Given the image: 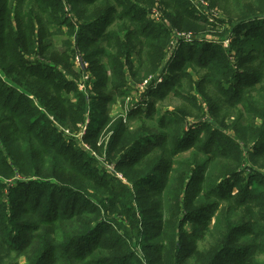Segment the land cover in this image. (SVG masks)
Here are the masks:
<instances>
[{
    "label": "trees",
    "instance_id": "1",
    "mask_svg": "<svg viewBox=\"0 0 264 264\" xmlns=\"http://www.w3.org/2000/svg\"><path fill=\"white\" fill-rule=\"evenodd\" d=\"M20 1L23 3L29 1L33 8L40 12L48 13L52 9L55 13L60 10L59 6L62 8L64 5L72 6L76 0L64 2L61 0ZM177 5L179 9L184 8L178 12L182 13L180 16L181 26H195L200 23V19L201 21L206 19L198 14L197 9L191 5L189 0H178ZM128 11L134 16L130 19L132 24L140 31H144L143 35H150L149 41L160 37L166 40L171 35L172 29L169 25L156 34L155 31L149 30L148 24H142L141 27L139 23H136V19H140L147 13L143 7L131 4ZM34 14L36 17L37 14ZM80 21L81 18L73 19L70 22L67 20L68 28L79 29L84 36L91 30ZM177 23L173 22L172 24L176 26ZM13 27L14 22L9 20L6 28H3L0 38V58L5 53V57L10 59V65L5 66V63L3 65L7 78L13 84L27 90L31 96L40 92L42 95L44 93V95L50 96L47 94L48 90L49 93H55L53 100L59 101L61 104L67 102L63 94H71L73 89L76 93V87L72 86V82L56 81L47 73L36 72L35 63L26 58L22 35H19V31ZM238 28L244 32L247 30L241 25ZM254 30H256L255 27L249 30V33ZM111 37V35L108 37L105 35L103 40H108ZM115 39L119 40V36L115 35ZM251 40L248 39L247 44L253 42L251 46L254 52H261L264 38L253 37ZM77 41L80 44L81 38ZM83 41L90 43L93 39ZM108 42L111 45V41L108 40ZM123 46L125 47L124 63H126L131 53L130 41H126ZM146 48L149 49L150 46L148 45ZM157 49L159 51V48ZM144 54L146 55L145 68L150 67L149 73L159 71L164 57L163 52L159 54L157 60L156 56L152 57L146 52ZM186 56L190 62H195L204 69L206 82L220 92L222 91L223 96L229 98V105L235 102L242 104L243 111L253 117L249 123L251 126L250 135L245 136L244 140H256V143L259 142L258 145L263 144V146H257L247 154L250 157L252 153L263 154L264 114H262V110H264V106H261L260 110L256 106V101L250 102L251 91L246 92L244 89L240 90L241 98L235 99L238 90L236 84L234 81L230 83L225 80L232 72L229 56L214 45H205L195 51L191 50L187 52ZM110 58L111 54L108 53L109 61ZM180 64H182L180 66L184 65V63ZM174 65L176 66L177 63L175 62ZM124 66L122 65L119 71L112 72L114 81L112 90L115 92L128 85L129 76L125 73ZM30 78L36 81H29ZM154 81L152 82L155 84ZM38 83H43L44 88ZM94 84L98 85V82ZM167 85V89L170 91L175 87L179 88L181 83L170 81ZM101 96L103 95H100V98ZM82 97L81 106H78L77 113L73 116L74 119H70L74 123H84L86 119L85 95L82 94ZM22 99L23 94L16 88L10 87L0 77V177L15 181L14 185L10 184L7 188L9 190L8 200L13 202L16 195L24 192L23 187L26 184L42 185L46 179L59 181L69 172L81 176L86 182L85 185L77 184L76 187L81 193L77 197H68L67 192H72L73 188L66 184L61 185L65 190L62 195L59 196L57 193L49 195L47 201L50 204L41 211V214L39 213L38 223L43 224V227L32 225L28 229L30 236L26 242L18 235L22 225L7 215L6 206L0 205L2 214L0 215V239L18 257L25 256L26 264H221L225 256L235 254L234 247L239 237L238 231H242L243 234L250 237L251 243L247 249L249 253L242 259L233 262L264 264L258 260L264 259V191H262L264 189V174L253 168H248L242 174L234 173V175L218 178L216 175L218 164H220L218 160L225 158L233 150L243 148L241 147L242 143L235 142L219 122H204L205 132L202 133V128H199V136L195 137L198 132L192 130L189 132L184 129L185 120L180 118L181 115L184 117L186 115L183 111H180L179 114L176 112L162 117L159 123L162 125L163 137L158 147L154 151H150V155L152 154L155 159L153 163L155 169L166 170L167 175L162 184L153 182L150 178L133 180L134 188L136 187L139 191L152 192L144 197L141 194V196L135 195L137 191L130 186L121 185L124 191L119 190L118 186L111 184L106 177L101 176L97 167H93L89 158H85L82 153L69 155L73 146L72 140L56 141V132L41 126L42 121L47 120L44 114L39 113L33 104L31 106L23 105ZM38 101L41 104L44 103L42 96ZM260 101H264L262 96H260ZM63 112L62 109L59 115ZM255 119L262 121V124L257 125ZM121 127L122 124L114 128L111 142L117 141L116 146L122 145L123 153L121 152L122 155L119 156L118 166L123 167L129 162L130 165L135 164L137 156L132 148L127 155L125 154V146L129 142L125 144L122 141L124 139L121 140V136H128L130 133L124 132ZM238 136L242 140V136L240 134ZM159 150L162 155L156 157L153 153ZM189 151L191 153L185 159H176L181 153ZM167 155L168 159L164 160ZM244 162L247 164L248 158L244 157ZM199 181L203 185L198 188V191L193 190L196 187L194 183H199ZM233 184L237 187L243 184L244 187L237 188L236 192L229 191ZM1 187L5 188L3 185ZM148 187L150 190H147ZM85 198L89 202L95 203V208L83 207L82 210H79L78 201ZM154 198H157L158 201L155 202ZM123 200L128 203V206L124 207ZM42 201L41 198H37L31 203L32 212L35 215L44 206V201ZM144 201L148 203L152 201L153 207L145 208L143 205H138ZM55 202L56 206L53 208ZM111 206L120 211L121 217L122 214L125 215L129 220L128 226L122 225L120 222L109 224L104 220L106 214L104 209L109 211L108 208ZM80 215L88 217L91 223H83L84 218ZM206 216H211L210 222H207ZM153 219H160L161 223L156 232L148 238V229L151 228L147 229L143 221L153 222ZM199 219H202L200 234L191 236L192 240L187 243L188 236L185 229L189 222ZM213 220L215 223L211 226ZM82 223L83 225H80ZM23 227L24 231L28 228L26 225ZM67 228L72 231V235L67 236L66 233H63ZM207 236H210V242L206 247L200 249L198 241L208 238ZM154 237L155 242L151 243L150 241ZM0 264H3L2 259H0Z\"/></svg>",
    "mask_w": 264,
    "mask_h": 264
},
{
    "label": "rangeland",
    "instance_id": "2",
    "mask_svg": "<svg viewBox=\"0 0 264 264\" xmlns=\"http://www.w3.org/2000/svg\"><path fill=\"white\" fill-rule=\"evenodd\" d=\"M189 1L192 6L197 7L195 9L198 14L206 19L203 18V21L200 19V23L195 26L182 25V27L180 23L182 13L178 12L184 8L179 9L178 5L176 6L178 0H76L72 6L64 5L63 8L59 6L60 10L55 13L52 9L48 13L40 12L33 8L29 1L23 3L20 0H0V38L8 21H13V28L17 29L19 35L23 37L26 58L35 63L36 72L47 73L56 81L72 82V86L76 87V93L73 89L71 94H63L67 102L62 104L53 100L55 93H49L48 90L47 94L50 96H46L44 93L42 95L41 92L31 96V93L13 84L5 75L4 63L5 66L10 65V59L5 57V53L0 58L2 67H0V77L10 87L16 88L23 94V105L31 106L33 104L39 113L44 114L47 120H43L41 126L55 131L56 141L72 140L73 146L69 155L82 153L85 158H89L93 167H97L98 173L106 177L111 184L118 186L119 190L124 191L121 185L130 186L137 191L135 195H144L145 197L152 192L139 191L136 187L134 188L133 180L150 178L153 182L161 184L164 182L167 171L155 169L153 165L155 159L152 154L150 155V151H154L158 147L163 137L162 125L159 121L165 115L168 116L176 112L179 114L180 111L186 114L185 117L180 116L182 120H185L184 129L186 131L198 132V129L202 128L201 131L204 133L206 130L203 128L204 122L217 121L234 138L235 142L242 143V149L233 150L225 158L218 160L220 162L216 171L218 178L234 175V173L242 174L248 168H253L264 174V153H252L251 157L247 154L248 151L254 150L257 146L261 147L263 144L258 145L259 142L256 143V140H244L245 136L250 135L251 126L249 123L253 117L243 111L242 104L235 102L229 105V98L223 96L222 91L220 92L206 82L204 69L197 63L190 62L186 56L187 52L195 51L205 45L221 48L231 60L232 72L225 80L230 83L234 81L236 84L238 90L235 99L241 98L240 90L251 91L250 102L256 101V106L261 110V106H264V101H260V96L264 98V46L261 52L256 53L251 46L253 42L247 44V41L253 37L264 38V0ZM131 4H137L147 11L140 19H136V23H139L141 27L142 24H148L149 30L155 31L156 34L169 25L172 29L169 38L164 40L160 37L149 41L150 35L147 33V35H143L144 31H140L130 21L132 17L134 18L133 13L128 11ZM34 13L37 14L36 17ZM79 18H81L80 22L91 30L84 36L79 29L68 28L67 20L70 22ZM173 22L179 23L175 26L172 24ZM239 25L247 28L246 32L239 30ZM254 27L256 30L249 33V30ZM105 35L112 36L108 39L111 41V45L109 42L107 43V39L103 40ZM115 35L119 36V40L115 39ZM79 38H81L80 44L77 41ZM87 39H93V41L90 43L83 41ZM126 41H130L131 53L128 61L124 63L125 47L123 44ZM148 45L149 49L146 48ZM144 52L152 57L156 56V60L163 52L164 57L159 71L149 73L150 67L145 68L146 55ZM108 53L111 54L110 61ZM180 63H184V65L180 66L182 65ZM122 65H125V73L129 76V82L127 87L120 88L115 92L112 90L114 83L112 72L119 71ZM131 66L133 67L131 68ZM153 80H155V84L152 82ZM29 81L35 82L36 80L30 78ZM170 81L180 82L181 85L179 88L175 87L169 91L167 83ZM95 82H98V85L94 84ZM38 85L44 88L43 83H38ZM82 94L85 95V105H87L86 119L84 123H74L70 119H74L73 116L77 113L78 106H81ZM100 95L103 96L100 98ZM41 96L43 104L38 101ZM62 109L64 112L59 115ZM262 114H264V110H262ZM255 123L261 125L262 121L255 119ZM121 124L124 132L130 133L128 136H121V140L124 139L122 141L125 144L129 142L125 146V154L127 155L132 148L137 156L135 164L130 165L129 162L123 167L118 166L119 156L123 153L122 145L116 146L117 141L111 142L114 128ZM239 134L242 136V140L238 136ZM198 136L199 132L195 137ZM190 153L191 151L183 152L176 159H185ZM153 154L159 157L162 152L159 150ZM244 157L248 158L247 164L244 162ZM166 159H168V155L165 156L164 160ZM43 183L42 185L26 184L23 187L24 192L16 195L14 201L11 202L8 200L9 190L7 188L10 184L14 185L15 181L0 177V205L6 206L7 215L22 225L18 235L25 242L30 236L28 229L32 225L43 227V224L38 223V220L41 211L50 204L47 201L49 195L53 193L62 195L65 190L61 185L66 184L73 188L72 192H67L68 197H77L81 195L76 187L77 184H86L81 176L70 172L62 176L59 181L46 179ZM194 184H196L193 189L195 191H198V188L203 185L201 181ZM1 185L5 188H2ZM243 187V184L238 187L233 184L229 191L234 192L237 188ZM147 190L150 188L148 187ZM37 198L44 201H42L44 206L35 215L32 212L31 203ZM154 201L157 202L158 199L154 198ZM150 202L144 201L138 205H143L145 208L153 207V202ZM123 203L124 207L128 206L124 200ZM55 204L56 202L53 208L56 206ZM78 204L79 210H82L83 207L95 208V203L89 202L86 198L78 201ZM108 209L109 211L104 209L106 212L105 221H108L109 224L120 222L122 225L128 226L129 220L125 215L122 214L121 217L120 211L115 210L114 206ZM0 215H2L1 212ZM80 216L84 218L83 223H91L88 217ZM139 216L141 218V215ZM206 218L207 222H210L211 216H206ZM153 220V222L143 221L147 229L151 228L148 229V238L156 232L161 223L160 219ZM199 220L188 223L185 229L188 236L187 243L192 240L191 236L200 234L202 219ZM214 223L213 220L211 226ZM23 225L28 227L26 231H24ZM63 233H66L67 236L72 235L69 228L65 229ZM237 234L239 237L234 247L235 254L224 255L221 264H238L233 261L242 259L249 253L247 249L251 243L250 237L243 234L242 231H238ZM207 237L198 241L200 249L206 247L210 242V236ZM150 242H155V237ZM0 259L3 260V264L27 263L25 256L18 257L15 252L3 244L1 239ZM258 260L264 263L263 258Z\"/></svg>",
    "mask_w": 264,
    "mask_h": 264
},
{
    "label": "built area",
    "instance_id": "3",
    "mask_svg": "<svg viewBox=\"0 0 264 264\" xmlns=\"http://www.w3.org/2000/svg\"><path fill=\"white\" fill-rule=\"evenodd\" d=\"M190 3H191V2H190ZM193 7L197 8L195 5H194Z\"/></svg>",
    "mask_w": 264,
    "mask_h": 264
}]
</instances>
